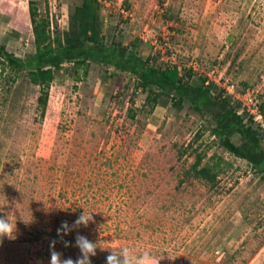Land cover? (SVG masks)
<instances>
[{
	"label": "rangeland",
	"instance_id": "374dc122",
	"mask_svg": "<svg viewBox=\"0 0 264 264\" xmlns=\"http://www.w3.org/2000/svg\"><path fill=\"white\" fill-rule=\"evenodd\" d=\"M99 1L105 32L141 40L155 65L191 69L233 104L247 84L264 103V0ZM30 3L55 32L82 0H0V45L25 60L35 51ZM12 30L20 37L9 41ZM164 36L167 49L156 48ZM2 61L0 218L15 232L0 237V264H50L53 245L76 261L78 235L97 245L91 264L119 248L159 264H264L261 162L226 149L209 114L162 96L149 103L134 75L98 64L88 78L86 66L64 64L44 106L41 86ZM200 156L215 184L189 173Z\"/></svg>",
	"mask_w": 264,
	"mask_h": 264
},
{
	"label": "trees",
	"instance_id": "16d2710c",
	"mask_svg": "<svg viewBox=\"0 0 264 264\" xmlns=\"http://www.w3.org/2000/svg\"><path fill=\"white\" fill-rule=\"evenodd\" d=\"M30 17L34 53L25 60L0 45V57L4 58L2 71H26L30 81L41 86L43 93L39 102L42 105L47 104L50 85L56 71L64 64L86 66L87 78L92 64L114 68V76L134 75L137 85L143 91H149V103L155 100V96H162L170 98L178 107L190 102L202 115L209 114L215 123L212 132L221 136V144L235 155L260 161L264 173V127L243 108L242 103L235 99L237 104H233V96L226 89L215 94L207 84V78H201L200 82L195 80V72L191 69L181 75L177 65H155L144 52L145 43L141 40H135L131 45L116 40L113 34L105 32L99 0H82L81 4L71 6L67 30L55 29L54 32L52 19L48 15L42 16L35 3H30ZM157 21L159 24L161 20ZM16 37H20V32L12 30L7 40ZM243 86V89L248 88L247 84ZM258 104L264 117V103L258 100ZM236 135H239L240 142L234 141ZM201 161L200 156L189 173L215 184L218 174L209 166L200 167Z\"/></svg>",
	"mask_w": 264,
	"mask_h": 264
},
{
	"label": "clouds",
	"instance_id": "9594fccd",
	"mask_svg": "<svg viewBox=\"0 0 264 264\" xmlns=\"http://www.w3.org/2000/svg\"><path fill=\"white\" fill-rule=\"evenodd\" d=\"M90 219L91 215L85 211V213L75 221V224L77 226L81 224L86 226ZM63 227L67 230L68 226L65 224ZM14 232L15 226L12 224L11 220L9 218H0V237L6 235L9 238H13ZM76 246L80 249L82 255L81 258L73 261L71 258L62 260L61 253L55 251L53 245L50 264H91L89 257L96 254L97 245L93 244L86 237L78 235L76 237ZM121 256L124 257L123 261L120 259ZM107 264H159V261H156L155 257L147 252L137 257L129 249L119 248L112 249L111 254L107 257Z\"/></svg>",
	"mask_w": 264,
	"mask_h": 264
},
{
	"label": "built area",
	"instance_id": "2783aa9c",
	"mask_svg": "<svg viewBox=\"0 0 264 264\" xmlns=\"http://www.w3.org/2000/svg\"><path fill=\"white\" fill-rule=\"evenodd\" d=\"M167 37H157L155 39V46L156 48H165L167 49ZM240 96H245V100H243L240 96H236V100H239L242 103V106L244 109H246L250 115L254 116V119L258 122L261 123V125L263 124L264 120H263V115L260 112V109L258 107V98H257V94L255 89L253 88H247V89H242L241 93H239ZM262 127H264V124L262 125Z\"/></svg>",
	"mask_w": 264,
	"mask_h": 264
}]
</instances>
